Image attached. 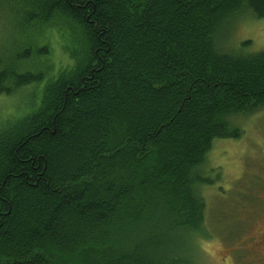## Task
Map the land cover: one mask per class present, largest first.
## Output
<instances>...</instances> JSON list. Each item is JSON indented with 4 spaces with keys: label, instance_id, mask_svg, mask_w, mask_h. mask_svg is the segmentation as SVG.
I'll return each instance as SVG.
<instances>
[{
    "label": "trees",
    "instance_id": "obj_1",
    "mask_svg": "<svg viewBox=\"0 0 264 264\" xmlns=\"http://www.w3.org/2000/svg\"><path fill=\"white\" fill-rule=\"evenodd\" d=\"M18 1L48 58L0 57V96L35 91L0 127V264H191L213 143L264 108V52L221 36L264 0Z\"/></svg>",
    "mask_w": 264,
    "mask_h": 264
},
{
    "label": "rangeland",
    "instance_id": "obj_2",
    "mask_svg": "<svg viewBox=\"0 0 264 264\" xmlns=\"http://www.w3.org/2000/svg\"><path fill=\"white\" fill-rule=\"evenodd\" d=\"M3 2L6 8L0 13V57L9 62L28 53L29 60L31 55L37 56L31 63H45L48 54L39 51L46 46L44 36L37 35L27 26L32 25V10H22L18 0ZM55 36L57 41H52V56L57 65L64 56L56 31ZM221 41L228 51L241 50L246 42H250L246 52H264V19L239 17L227 24ZM32 71L39 73L44 67ZM34 94V89L25 88L11 97L0 96V127L13 117L25 116L30 111ZM234 125L242 132L240 139L216 140L207 157L206 176L213 184L202 194L207 205L209 237H200L191 264L246 261V238L254 226L249 225L250 219L253 216L260 221L264 219V108L250 116L235 118ZM186 259H182L183 263Z\"/></svg>",
    "mask_w": 264,
    "mask_h": 264
},
{
    "label": "flooded vegetation",
    "instance_id": "obj_3",
    "mask_svg": "<svg viewBox=\"0 0 264 264\" xmlns=\"http://www.w3.org/2000/svg\"><path fill=\"white\" fill-rule=\"evenodd\" d=\"M256 217L253 216L249 222V225L254 226L253 228H251V230H253L250 232L251 235L246 238V245L248 246V251H245V253H247L248 259L238 264H264V219L260 221L257 220L259 218ZM251 221L253 222L251 223ZM255 230L257 232L254 233ZM241 252L242 251H239L238 253Z\"/></svg>",
    "mask_w": 264,
    "mask_h": 264
}]
</instances>
